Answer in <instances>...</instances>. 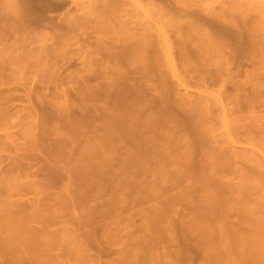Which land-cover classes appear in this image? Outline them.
I'll return each instance as SVG.
<instances>
[{"label":"bare ground","instance_id":"bare-ground-1","mask_svg":"<svg viewBox=\"0 0 264 264\" xmlns=\"http://www.w3.org/2000/svg\"><path fill=\"white\" fill-rule=\"evenodd\" d=\"M137 1L138 0H0V10L4 7V11H0V62L3 64V51L7 52L6 50L9 48L5 45L4 47H7V49L5 50L3 49L4 47L2 48V44L5 41L13 40L14 42H17V48L14 49L10 47L9 50L12 49L13 51H9V56L7 55L8 57L5 56L7 58L6 60L9 61L8 63L11 61V63L17 64L21 63L23 59L25 60L26 56L28 57L27 53L30 49L29 45L36 38L48 41L50 37V40L55 37V40L53 39L51 41L52 43L50 42L51 44L45 43L41 46V60H48L49 57L54 54V51L58 46L65 45L66 43L68 44L71 41L70 38L74 39L73 35L72 37L70 35L67 36L66 32L71 31L74 33L75 30L80 31L82 28L92 25L97 32L107 35L106 37L108 40L113 38L114 43L103 48V55L101 54V57L98 56V54L101 53L99 51H96L97 54L94 53L93 50H91L93 52L92 54L91 51H87L90 56L89 57L88 54L86 55L89 57V60L87 59L88 57H86L89 61L86 60L88 62L86 66H88V68H85L88 72V79L92 81L94 78L98 77H95V75L100 74V79L98 78L100 83L98 82V85H96L97 81L89 82V80H87L88 82H85L84 80V84L88 83V87L86 85L87 89L82 93L81 101L85 102L84 104H92L91 106H95V109L96 105L102 103V107H100L102 108L100 109L101 111L98 110L97 112L91 106L88 108L92 109L91 111H93V114L97 113L100 115V112H102V115L98 117H103V124H101L102 127L100 126V133H93V130V134L88 135V137L86 136V139L88 140L86 142L87 144H84L86 146H84L85 150L83 151L85 159H81L82 161L80 160V164H76L78 170L76 171V169H74L75 172H72L75 174V178L72 177V179L74 182L76 181L74 190H77L74 192L77 195L78 193L81 195L82 192L85 191V193H83L85 195L87 190L89 191L86 187L88 186L90 188L91 181H96L97 183L100 178L102 179L101 175L102 172H105L106 163L108 162L107 164H109L110 162V164L114 163L116 166L118 164V169L121 168V172L125 171V173L122 174H126L129 171L136 173V175L134 174V176L131 177V180L128 176L127 178H123V180H126V183H124L125 185L128 183L131 185V181L134 182L133 186L134 184H140L138 185L139 187L136 185L138 187L137 189H139V193L137 192L138 196L144 195L146 198L145 194L149 193L147 196L154 198V200L155 198L159 200L158 198L161 197V188L164 187L166 189L165 185H168V182L171 180L170 171L166 170L169 163L185 162L184 164H181V168L179 166L180 169L176 168V170L178 169L177 171L179 174L181 173L185 175L186 179L189 180V185L186 182L187 186L185 184L181 185L186 186H184V189H181V193L175 194L174 196L172 195V197L169 196V198L164 197L166 204L162 205L163 207H159L152 203L154 206L152 209H149L153 212L151 215H153L154 218H159L167 211L174 212V208L176 207L173 206L176 205V203L182 206V209L185 208L186 212H184V210V213H182L181 207H178L181 209L180 211L182 215H180L185 217V219L187 218V221L183 218L186 221H184V225L187 228L184 229L187 231L189 230L193 236H197L198 243L196 242L197 244H194V246L198 245V249H196L199 251V253H197V250H195L197 253H195V256L198 257L199 255L197 264H264V202L262 201V197L264 196V160L258 159L260 156L258 155L259 157H257V154H259L257 152L260 150L257 151L255 141L251 140L255 139L258 142L259 138L256 139L257 134L260 135L262 133L257 132L263 131L264 134V118L262 117L263 115L259 116L258 113V116L254 115V112L253 114L249 113V111L251 112L250 109H252L251 105H253V111H255L254 104L258 106L259 102L262 101L260 98L262 97V94H264V88L262 89L263 91L261 90V81L263 79L260 81L259 77L256 76L257 73H255L259 69L262 70L264 68V65H261V60L264 58V45L261 46V41L259 40V37H257L258 35L255 34L256 31L254 30L256 26L253 22L249 21L250 18H247L243 12L246 9L242 11L241 8L231 5L225 8L221 7L222 9L218 8L217 11H213V8L215 7H213L212 10L209 7L202 6L195 9L192 7L189 9L175 8L176 10L173 11L170 5V9L167 7L168 5H164V7L169 9L166 10V8L164 9V7H162L163 5H158L157 2L155 5L160 6L158 9H162L161 12H159L162 20L160 19V16H158V20H150V17L144 12H138V9H141L140 6L142 4H139L140 2L138 3ZM155 1H159L161 4L163 3V0ZM131 5H135L137 10L134 8L131 9ZM61 9H65V11H62ZM216 9L217 8H215V10ZM56 10H61L63 12L62 17L58 13V17L60 16L59 21H57L55 13V15L49 14V12H54ZM155 11H153V13ZM203 12H206V15ZM58 23L60 24L58 25L60 28L57 26ZM62 23L63 26H61ZM41 26H49L48 28H50V31L53 30V34L49 37L51 34L49 31V34L47 33L48 36L43 32L40 33L38 30ZM45 29L47 30V27ZM168 31L171 32L170 35ZM75 36H77V34ZM97 40L96 43L99 41ZM93 41L94 40L92 39V45ZM70 45H73V43ZM83 48L85 49V47ZM77 53L78 52H76V54ZM95 54L97 55V58ZM238 57H242V60L249 57L253 58L255 60V62L253 61L255 64L253 66H255V68L252 66L254 71H246L248 69L247 67L245 70H243L242 67L238 68L242 62L240 59L241 62L239 63L240 60ZM233 58L238 59L236 61V63H239L238 66L233 65ZM231 63L233 66L237 67L236 69H238V71H236L235 67L230 66ZM180 67H183L185 71L193 74H190L193 78L190 75L188 76H190L194 82L192 87L195 89L198 88V91H195V94H189V92L182 86L187 85L188 82L185 83L183 79L186 78L183 77L189 73L186 72L187 74H185L184 71L180 70ZM240 68L244 71L243 75L245 77H243V80L235 74L236 72H240ZM69 78L71 79V77ZM206 78L212 79V83L217 84L220 87H218L219 93L217 96L219 102H216L219 103L220 110H218L222 114L221 119L224 131L222 130L219 132L224 133H220L219 135L223 139H217L218 134H216V129H214L213 125L208 124L211 118L206 115V109H204L206 103V99L204 100V92L205 88L208 89V87H204L205 80L203 86L198 83L199 79L203 82V79ZM209 79L206 80L209 82ZM250 82L254 86L250 91L251 93L247 92L250 93L247 95V88L245 86ZM176 84H178V86L180 85L181 88H184L185 94L181 93V89L177 90L179 87ZM191 84L189 81V86ZM1 94L2 93H0V96L2 98L6 95V93H3V95ZM9 95L10 94H7L5 99H9V97H7ZM19 98L21 97L19 96ZM8 99L6 100L8 101ZM1 100L0 105L1 102H5L4 99ZM253 101L257 102L254 103ZM99 102L100 104H98ZM9 104L10 102L6 104L2 103L1 107L3 106L4 108L0 111V121L4 120L6 116L8 117V114L12 111L8 110V108L12 109L9 107ZM228 105L230 106L228 107ZM5 107H7V109ZM240 109H249L247 112L249 115H242L244 110L240 111ZM262 110L264 111V109ZM237 112H241V114H238ZM92 117L96 118L95 114ZM34 121L36 120L34 119ZM212 121H214V119ZM251 122L256 124V126L254 125V127H252V124L250 126ZM216 123L219 122L217 121ZM35 127L37 126L35 125ZM251 127L256 128L252 129ZM246 128L247 132L245 130ZM257 128H259L258 130L260 131H257ZM30 129L31 127L29 130ZM253 130L257 132L254 133ZM32 132L36 134L35 131H31V135L33 134ZM244 133L247 135L245 134V136H243ZM231 134L232 136L236 134V136L232 137ZM251 134L253 138L249 137ZM39 135L40 133L38 135L36 134V138ZM222 135H225L226 137L224 136V138ZM259 135L258 137L262 139V136ZM41 137L42 136H40V138ZM5 138L7 137L5 136ZM32 138L34 137L32 136ZM37 140L41 141L42 139L40 140L38 138ZM31 141L33 140L31 139ZM233 142H238L241 146H236ZM39 143H43V140ZM39 143H37L38 146ZM49 143L47 142L46 145L43 144V147L46 153H49L50 155V151L55 145L50 148L49 145H52V143ZM242 144L250 146H243ZM34 146H31V148H34ZM40 146L42 149V145ZM52 150H55V148ZM263 150L264 149H262V151ZM54 153H56L58 157L64 156L63 154V156H59L61 154L57 151ZM115 154L119 155L114 157ZM198 154L201 156L200 163L208 164L207 167L212 171V173L210 172L212 176L216 173H219L220 175L221 172L228 174L225 173L226 171H231L232 173H229L233 175V171L236 167L235 172L238 171L237 173L239 174V177L238 174L234 172L237 174V176L234 174L236 177L235 179L238 177V180L239 178L240 180L238 182L236 181L237 184H234V182H232L233 184H230L231 181L227 184V180L224 183L225 180H222L223 173L221 178L217 175L219 176L217 177L219 179L218 182H216L217 178L215 179L214 177H208V179L204 178L208 173H205L206 175L203 174L204 176L201 178L204 171H201L202 173H200V176L196 173L197 171H195L197 168L193 169L195 166H198V169H201L199 168L200 164L198 165V158H200ZM191 155L195 156L191 157ZM191 158H194V161L197 163L193 162ZM201 160L203 162H201ZM19 161L17 160V168H19V165L22 162L20 161L19 163ZM248 161L251 162V164L254 163L252 168H247V164L243 166L244 163H249ZM237 163H239V165H237ZM240 163L243 168H240ZM27 164L28 163L26 162V165ZM109 165L108 167H110ZM236 165L239 166V168ZM200 166L204 167L205 164H201ZM173 169L175 168H171V170ZM144 170H150L149 172L153 173L152 177H150L151 179H146L142 173H140L142 171L144 172ZM138 171L143 178L137 174ZM116 172H119V170ZM119 174L121 173L119 172ZM175 175L177 174L175 173ZM10 176L9 179L13 177ZM2 177L0 178V192L1 189L5 187V189L2 190V193L6 194L5 196L7 197V195L12 193V191H7L11 190V186L9 187V185H12L14 181L13 178L10 179L12 180L11 184V181L8 178L5 179L6 176L4 178ZM124 177L126 176L124 175ZM118 178L120 179L119 176ZM181 179L179 182H181ZM235 179L233 178V180ZM127 180L130 181L127 183ZM99 182L98 184H100ZM145 182L147 186L143 184ZM15 183L17 182L15 181L14 184ZM96 183L91 182L93 185ZM121 184L123 185V182ZM161 184L165 185L162 187ZM178 185H180V183L175 185V187H178ZM143 187H146L145 194L140 193V191H144L140 190V188L144 189ZM15 188L17 187H14L13 189ZM166 190L169 191V189ZM168 191L164 192L169 194L170 192ZM1 194L0 253H7L9 250L18 249L16 254L13 252L10 253L11 258L17 257L16 259H13L15 263L25 264V259L28 260L27 258L35 262H40L42 259L34 256L30 251L37 250L38 247L41 246V240H43V238L39 235L41 229L40 225L45 224L44 218H48L56 213V208L51 206L50 208L55 209L51 210L49 209L50 203L47 204V202H44V205L42 202L41 204H43V206L40 204L42 208L40 206L37 208L38 206L34 205L37 207L34 209L31 207L28 210V207H26L27 205L25 206L22 202H18L19 200L17 201L10 198L12 194L7 198L3 194L1 196ZM253 195H255V198L257 196L258 199L256 201L254 200L255 198L252 197ZM157 196L160 197L157 198ZM141 197V199H143V196ZM251 197L254 199H250ZM138 198L140 199V196ZM260 198H262V200H260ZM56 199L57 197L55 200ZM249 200H254L255 202ZM187 203H190V205L187 206L188 208L185 206ZM176 215H178V213ZM165 217L167 216L165 215ZM175 218H177V216ZM170 219L173 221V218ZM158 220H160V218ZM37 222H39L40 225H35ZM179 224L180 223L177 225ZM169 225H166V227ZM170 226L173 227V224ZM170 226L168 229L171 231L172 229H170ZM22 231H28L29 235L25 237L19 235L18 233ZM183 234L185 235V233ZM185 236H188V232ZM189 236L193 239L192 235ZM194 238L196 241L195 236ZM189 242H191V240ZM184 244L186 245V243H183V245ZM178 245L179 244H177V246ZM153 247H155V245ZM146 248L148 249V247ZM169 249L168 251L167 249L164 250L165 258L164 256L163 258L165 261L162 259V261H164L163 263H161V260L146 262L143 261L145 259L136 257L131 259L127 264H180L179 262L183 261L184 258L180 259L179 255H184L186 258L187 262L183 261V264H190L189 262H191V258L189 257H191L192 254L191 249L188 250V248H184L185 250H183L180 248V245L179 249L181 250L176 249V246L175 248L173 247L170 250ZM188 252L190 254H188ZM169 256H175L176 259L179 258L180 261L178 262V259L176 260L173 258L176 260L175 262V260L170 259ZM195 256H193V258H195Z\"/></svg>","mask_w":264,"mask_h":264},{"label":"rangeland","instance_id":"rangeland-1","mask_svg":"<svg viewBox=\"0 0 264 264\" xmlns=\"http://www.w3.org/2000/svg\"><path fill=\"white\" fill-rule=\"evenodd\" d=\"M160 1H162V0H160ZM137 2L138 3L140 2L139 4H142L140 6L141 9H138L139 10L138 12H140V13L144 12L148 17H150L149 18L150 20H158V18H159L158 16L161 15L159 12H161L162 9L161 10H160V8L158 9V7H160V6H158L159 4L161 6L163 5L162 7H164V5L165 6L168 5L167 7L169 9L172 7L173 11L176 10L175 8H177V9L178 8L189 9L192 7L193 9H195V8H198L199 6L200 7L201 6L202 7H209L211 9L213 7H215L217 9L215 10V8H213L214 10L213 9L212 10L217 11L218 8L222 9L221 7L225 8V7H229L230 5L235 6V7L237 6V8H241L242 11L246 9L243 12L247 16V18L248 17L250 18L249 21L253 22V24H255V26L257 28V29L255 28V30H254V31H256L255 34L258 35L257 37H259V40L261 41V44H262L261 46L264 45V0H163L162 4H161V2L155 1V0H152V1L151 0L150 1L149 0H138ZM147 2H148V4H147ZM156 3L158 5H155ZM165 3H167V4H165ZM232 3L233 4L236 3V4L233 5ZM151 4H152V6H151ZM167 7H164V9L166 8V10H169V9H167ZM3 8H1L0 11L3 12L4 11ZM132 8L137 10L135 5H131V9ZM61 10L65 11V9H61ZM61 10H58V11L56 10L57 12L51 11V12H49V14H51V15L56 14L55 16H57L56 17L57 21H59L60 16L62 17V13H63ZM153 11H155V12L153 13ZM58 13L60 14L59 17H58V15H59ZM203 13H205V15H206V12H203ZM160 19L162 20L161 16H160ZM163 19H164V17H163ZM60 23H61V20H60ZM58 25H60V24L58 23L57 26ZM61 26H63V23L61 24ZM43 27H45V26H41V27H39L40 29L38 28L39 30L38 29L37 30L40 33H42V32L45 33V35L48 33V31H49V33L51 32V34L49 35V37H50L53 34V32H52L53 30L50 31V28H48L49 26H46L47 30L45 29L46 27L45 28H43ZM58 27L60 28V26H58ZM83 29H85V30H83ZM56 30H58V29H56ZM77 31L75 30L74 33L71 31L66 32L67 36L70 35L72 37V35H73L74 39L70 38L71 41L70 42L68 41L69 42L68 44L66 43L65 45L58 46L55 49L54 54L51 55L48 60H46V59L41 60L42 59V57H41L42 55L40 52L41 46L44 45L45 43L51 44L52 43L51 41L53 39L55 40V37H53L52 40H50L51 37H50V39L47 38L48 41L47 40L45 41L44 39H40V38L34 39L31 42V44L29 45L30 49L28 50V53H27L28 57L26 56L25 60L23 59L21 63H17V64L11 63V61H10V63H8L9 61H7L6 60L7 58L5 57L7 55L9 56V51L12 50V49L9 50L10 47H12L14 49L17 48V45H18V44L16 45L17 42L10 40V41H5L2 44L3 45L2 48L4 47V45L9 47V48L8 49H7V47L3 48L5 50L7 49L6 50L7 52L3 51L4 55L3 54L2 55L5 59L2 57L3 64H1L2 62H0V65H1L0 71L3 70V71H1L2 73L0 72V74L2 75V76L0 75V79L2 80V81L0 80V93H2L1 95H3V93H6V95L7 94H10V95L7 96V97H9V99L6 98V99H8V101L5 99L6 95H4V98H2L0 96L1 99L5 100V102H1V105H2V103L6 104V103L10 102L9 107L12 109L8 108V110L9 111L12 110L11 111L12 113L10 112L11 114L9 113L8 117L6 116V118H4V120L0 121V178L2 176H4V177L6 176L5 179L6 178L9 179L10 175H11L10 177L13 176L12 177L13 181L14 182L16 181L17 183L14 184V182H13V184H12V180H10L12 178H10L9 180L11 181L10 183L13 186L15 185L14 187H17V188H15L16 189L15 190V189H13L14 187L12 185H9V187L11 186V188H10L11 190L10 191L8 190L7 192L12 191V193H11L12 195L9 194V195H7V197L11 195L10 198L17 200V201L19 200L18 202H20V203L22 202V204L25 206L27 205L26 207H28V210L31 207H33L32 209L36 208L37 206H38L37 208H39V206L42 202L43 203L47 202V204L50 203L49 209H51V210H55L54 208L53 209L50 208L51 206L56 208V213L54 215L49 216L48 218H44L45 224L40 225L39 222H37V224H35L37 226H38V224L41 226L39 235L43 238V240H41V246H39L37 250L30 251V253L36 257L41 258L42 260H40V262H37V261L35 262V261L27 258L28 260L25 259V264H127L128 262H130L131 259H134L136 257L145 259L143 261H146V262H151V261H156V260L160 261L161 260V263H163L165 261L164 260V258H165L164 250L167 249V251H168L169 248L170 249L173 247L175 248V246H176V249H179V245H180V248L183 250H185L184 248H186V249L188 248V250L191 249L192 254H191V257H189V258H191V260H190L191 262H189V261L188 262L190 264H197V261H198L197 259L199 258V255H198V257H196L195 255L197 253H199V251L197 250L198 245H195L196 246L195 247L194 244L198 243L197 242L198 239H197V236L194 235L196 237V241H195L193 234H191L189 232V230L188 231L185 230L187 228L184 225V221L185 220L187 221V218L185 219V217L181 216L182 213L186 212L185 208L182 209V206H180L179 204L176 203V205H178V206H176V205L173 206V207H176V208H174L175 211L174 212L173 211L172 212H170V211L166 212L165 211L166 213L165 214L163 213L164 215L162 214V216L159 217L160 220H158L159 219L158 217H155V218H157V219H155L153 217V215H151V214H153L152 210H149V209H152V207L154 205H157L159 207L160 206L163 207L162 205L166 204L164 197L169 198V196L172 197V195L174 196L175 194H179V193H181L180 192L181 189H184L187 186L186 182L188 183L189 180L186 179L184 174H181V173L179 174L177 171L178 169L176 170V168H179V166L181 168V164H184L185 162L184 163L179 162L180 164L177 162L176 163L171 162L172 164L169 163V166H167L168 168L166 170L170 171V178H171V180L169 181L170 183L168 182V185L167 184L166 185L161 184L162 187H163V185H165L166 189H169V191L166 190L164 187L163 188L160 187L161 188V193H160L161 197L157 196V198L160 197V198H158L159 200H157L156 198L154 200V198H150V196H147V195H149V193L145 192L146 187L145 188L143 187L144 189L140 188V190H144L142 192L140 191V193L141 194L146 193L145 194L146 198L144 195H139L140 196V199H139L138 198L139 197L138 196V193H139L138 190L139 189H137V188L139 187L138 185H140V184L139 183H138V185L136 184L138 186L137 187L135 184L133 186L134 182H132V181H131V183H132L131 185H130V183H128L132 179L131 177L134 176V174L136 175V173L126 171L129 174L128 173L122 174V173H125V171L121 172V168L119 167L120 169H118V164L116 166V164H114V163L110 164V162H109L110 165L107 164L108 162L106 163V168L104 170L105 172H102V175H101L102 179L101 178L99 179V181L100 180L101 181L100 182L97 181V183H96V181H91V182H94L96 184L93 185L90 182L91 186L88 184L90 186V188L88 186L86 187V189L88 188L89 191L87 190L85 195L83 194V193H85V191L84 192L81 191L82 192L81 195H83V196H81L79 193L77 195L74 192L77 190H74L75 189L74 187L76 186V183H75L76 181L74 182V180L72 179V177L75 178V174L72 172L74 171V169H76V171H77L78 166L76 164H78L81 159L82 160L85 159V157L83 156L84 155L83 151L85 150L84 146H86L84 144L88 140L86 138L88 137V135H91L95 132L100 133L101 132L100 126L102 127L101 124H103V120H102L103 117L102 116H101L102 118L98 117V116L102 115V112H100V115H98L97 113H94L96 118L92 117V116H94V114L92 113L93 111H91L92 110L91 108H88L92 104L86 103L87 104L86 105V104H84L85 102L81 101L82 100L81 95L87 89L86 85L88 87V83L84 84L85 82H88L87 80H89L88 75H87L88 72L85 69L86 67L88 68V66H86V64H88V62H89L88 60L90 57L88 52H90L91 50H93L94 53H96V51L97 52L99 51L101 53L98 54V56L101 57V54L103 55V48L114 43L113 38L111 39L110 36L108 35L110 38L108 40L106 37L107 35L100 34L99 32H97V30L92 25L86 26V27L82 28L80 31L79 30H77ZM85 31H86V34H85ZM90 32H91V34H90ZM168 33H169V35L171 34V32H169V31H168ZM48 34H47V36H48ZM76 34H77V36H75ZM94 36H95V38H94ZM87 39H89V40H87ZM92 39L94 40L93 45L91 44ZM80 40H82V41H80ZM96 40L99 43L98 42L96 43ZM85 41H87V42H85ZM100 41L102 44L100 43ZM88 42H90V43H88ZM72 43H73V45H70ZM99 44H101L102 46ZM83 47H85V49ZM76 52H78L79 54L78 53L76 54ZM14 53H16V52H14ZM92 53L93 52L91 51V54ZM87 54L89 57L86 56ZM79 55H81L83 57H81ZM44 56H45V54H44ZM86 57H88L87 58L88 60L86 59ZM96 58H97V55H96ZM238 58H239V60L243 59L242 57H238ZM44 60H46V61H44ZM232 60L234 61L233 65H235V66H238L239 63L241 62V60H240L239 63L237 62L238 63L237 64L236 61L238 59L233 58ZM244 60H242V62L238 66V68L242 67L243 70L248 68L246 70L248 72L254 71L253 67L255 68V66H253V65H255L254 64L255 60L251 57H249L247 59L244 58ZM0 61H1V59H0ZM246 61H247V64L249 66L246 64ZM261 62H262L261 65L263 66L264 65V58H263V60H261ZM5 63H7V64H5ZM6 65H8V66H6ZM233 65L231 63L230 66H233ZM235 66H233V67H235ZM180 68H181L180 69L181 71H184V73L187 74L186 72H188V71H185L183 69V67H180ZM236 68L237 67H235V69ZM242 69L240 68V70H239L240 72H238V73L236 72V71H238V69H236V71H235L236 72L235 74H237V76H239V78L241 80H243V77H245L243 75L244 71ZM4 71H5V73H4ZM188 73L189 74L184 75L182 72V74L184 75V77L183 76L182 77L186 78L183 80L185 81V83L188 82L187 83L188 87H187V85H182V86L189 92V94L190 93L195 94V91L197 92L198 88L195 89L194 87H192L194 82L190 78V76L192 77L193 74L190 72H188ZM255 73H257L256 76L259 77L260 81L263 79L261 81L262 82L261 90H262L264 88V86H263L264 85V68L262 70L259 69ZM82 74L84 75V77ZM190 74H192V75H190ZM7 75H8V77H7ZM85 75H86V77H85ZM99 75L100 74L95 75V77H97V76L98 77L94 78V80H92V81H97L96 85H98V82L100 81ZM188 75H190V76H188ZM69 77H71L72 80ZM62 79H64V80H62ZM206 79H209V78H206ZM206 79H203V82L201 79H199V81L198 80L197 81H198L199 85L201 84V86H203L204 80H205L204 87L205 86L208 87V89L205 88V92H204V94H205L204 100L206 99V103H207V104L205 103L204 109H206L205 110L206 115L211 118L208 124L213 125L214 129H216V134H218L217 135L218 137L216 136L217 139L218 138L223 139L219 135L221 133L219 131H222V130L224 131V127H223L222 119H221L222 114L219 111L220 110L219 109V103H217V102H219V100L217 99L218 98L217 96H218V93H219L218 90L220 87H219V85L212 83L213 82L212 79H209V82ZM53 80H54V82H53ZM84 80H85V82H84ZM103 80H105V79H103ZM186 80H188V81H186ZM200 80H201V82H200ZM90 81L91 80H89V82ZM189 81H190V84L192 82V84L190 85L191 87L189 86ZM82 84H84V85H82ZM94 84H95V82H94ZM176 85L178 86V84H176ZM80 86H81V89H80ZM83 86H85V87H83ZM253 86L254 85L251 82L247 83L245 86L247 88V91L245 90L246 93L250 92L252 90ZM178 87H179V89L176 87L177 90L181 89L180 91L183 94L185 92L184 88L183 87L181 88L180 85ZM26 93H27V95H26ZM250 93H247V95ZM19 96L21 98H19ZM263 96H264V94H262V97ZM262 97L260 99L264 102V97L263 98ZM20 99H21V101H20ZM262 101L259 102V104L257 103L258 106L256 104H254L255 105V107H254L255 111H253V105H251L252 106V109H250L251 112L249 111V109L248 110L247 109H242V110L240 109V111L244 110L242 112V115L245 114V116H248L249 113L253 114V112H254V115H256V116L263 115L262 117L264 118V111L262 110V109H264V103ZM97 102H96V104H97ZM256 102H254V103H256ZM96 104H94V105H96ZM98 104H100V102ZM101 104L96 105V109H95V106H91V107H93L98 112V110L102 109V108H100V107H102ZM245 104H246V102H245ZM1 105H0V108H1L0 111H2V108H4L3 106L1 107ZM260 105H261V107H260ZM229 106L230 105H228V107ZM14 107H15V109H14ZM16 107H17V109H16ZM246 107H248V106H246ZM5 108L7 109V107H5ZM240 108H241V106H240ZM244 108H245V106H244ZM237 109H238V106H237ZM238 111H239V109H238ZM248 111H249V113H247ZM207 112H209L210 114ZM237 113L241 114V112H237ZM257 113H258V115H257ZM90 115H92V116H90ZM90 117H92V118L89 119ZM248 118H246V119H248ZM34 119L36 121H34ZM213 119H214V121H212ZM246 119H244V120H246ZM32 121L35 122V123L34 122L33 123L37 127H35V125L33 123H31ZM39 121H40V123H39ZM217 121L219 123H216ZM26 124H27V126L28 125L29 126L27 127ZM217 124H219V125H217ZM251 124H252V127H254V125L256 126V124H253L252 122L250 123V126H251ZM30 127H31V129L29 130ZM53 128H54V130H53ZM55 128H56V131H55ZM248 128L250 129L249 126H248ZM255 128H252V129H255ZM258 129L259 128H257V131H260ZM245 130L247 132V128ZM31 131H35L37 135L40 133V135L36 138V136H35L36 134L34 132H32L33 134L31 135ZM41 131H43V132H41ZM92 131H93V133H92ZM217 132H219V133H217ZM256 132L254 131V133H256ZM43 133H44V135H43ZM222 133H224V132H222ZM257 133L263 134V131L257 132ZM232 134H234V133H232ZM232 134H231V136H232ZM245 134L246 133H244L243 136H245ZM262 134H260V135L257 134V138L255 137L256 139L259 138L258 142L255 139H251L252 141H255V145H256L255 147H257V151L260 150L259 152H257V153H259V154H257V157L260 156V158H258L260 160H264V150L262 151V149H264V147H263L264 146V139H263L264 134H263V136H262ZM258 135L262 136L261 137L262 139H260V137H258ZM5 136L7 138H5ZM32 136L34 138H32ZM40 136H42V137L40 138ZM222 136L224 137L225 135H222ZM233 136H236V134ZM239 137H240V135H239ZM249 137L253 138L252 134ZM38 138L40 140L42 139L43 143L40 144L39 142H42V140L39 141V140H37ZM31 139L33 141H31ZM65 139H66V141H65ZM50 140L52 142L54 141L55 144H54V142L52 143ZM242 140H244V139H242ZM29 141L31 142V144ZM35 142H36V144L39 143V146L42 145V147L44 146L43 144L46 145L47 142L48 143L50 142L49 144L52 143V145L47 144L50 146V148L54 145L56 147L55 146L53 147V148H55V150H52L53 148L51 149L50 155H49V153H46L44 147L41 149V146L39 147L38 144L36 146ZM233 143L236 146H241V144L238 142H233ZM257 143H259V144H257ZM32 144H34L36 147ZM242 145L244 146L245 144H242ZM31 146H34V148H31ZM245 146H250V145H245ZM24 147H25V149H24ZM59 147H61V148H59ZM55 151H57L58 153L60 152L59 154H61V155H59V156H63V155L64 156L58 157V155H56V153H54ZM62 151H64V152H62ZM118 155L115 154L114 157H117ZM192 156L193 155H191V157ZM114 157H112V158H114ZM198 157H196V158H198ZM60 158H62V159H60ZM19 159H20V161H22L21 163H20ZM198 159H199L198 165L199 164L200 165L205 164V166L202 167L199 165V168H201V169H198V166L196 167L194 165L195 168H193V169L197 168L198 170L196 169L195 171H197L196 173L199 175H200V173H202L204 171L202 173V176L200 175L201 178H203V176L206 175L205 173H208V175H206L207 177L204 176V178H207V179H208V177H214L216 179L219 176H220L219 178H221V175L223 172H221L220 175H219V173H216L214 176H212L211 175L212 171L209 169V167H207L208 164L207 163H204V164L200 163L201 156ZM17 160L19 161L20 165H23V164L24 165L23 166L19 165V168H17L18 167V165L16 167V164H18ZM191 160L193 162H196V161H194V158H191ZM240 161H238V162H240ZM26 162L28 163L27 165H26ZM201 162H203V161L201 160ZM252 162H254V161H252ZM84 163H87V162H84ZM196 163H194V164H196ZM241 163H240V165H241L240 168H243V166H245L246 164H247V166H246L247 168H252L253 164H254V163L251 164V162H249V163L243 162L244 165L242 166ZM10 164H11V166H10ZM108 165L110 167H108ZM237 165H239V163H237ZM237 167L239 168V166H237ZM171 168H175V169H173L174 172H173V170H171ZM205 168L209 169L210 171L205 169ZM210 168H211V166H210ZM117 170H119V172L121 174H119V172H116ZM205 170H207V171H205ZM235 170H236V167H235ZM235 170L233 171V175L230 174V173H232L231 171H229L230 173L227 171L226 172L224 171L225 173H228V174L223 173V175H222L224 177V178L222 177V180L223 179L225 180V181L223 180L224 183L227 180V182H226L227 184L230 181H231L230 184H233L232 182H234V184H237V182L240 180V178L238 180L239 174L237 173L238 171L235 172ZM149 171L150 170H148V171L144 170V172H148V173H144L143 171L140 173H142V175L146 179L147 178L151 179L150 177H152L153 173H151ZM234 172L238 174L237 179H235L236 178L235 175L237 176V174H235ZM140 173H139V171L137 172V174L142 177V175ZM175 173L177 175H175ZM209 174H210V176H209ZM120 175H122V176H120ZM124 175L126 177H124ZM217 175H219V176H217ZM70 176H71V178H70ZM118 176L120 177V179L118 178ZM127 176L130 178V180H127V183L129 184V186H128V184L125 185L124 183H126V180H123V178H127ZM172 176L174 177V179ZM4 177H2V178H4ZM179 178L180 179L182 178L181 182H179L180 181ZM226 178H229V179H226ZM233 178L235 180H233ZM121 180H123V181H121ZM120 181H121V183L123 182V185L120 183ZM218 181H219V179L217 178L216 182H218ZM98 182L100 184H98ZM77 183H78V181H77ZM179 183H180V185H178V187L177 186L175 187V185H177ZM143 184H145V186H147L146 182ZM182 184H185L186 186L185 185L181 186ZM170 185L172 188L170 187ZM188 185H189V183H188ZM211 185H213V184H211ZM213 186H215V185H213ZM173 187H175L176 189ZM124 188H127V189H124ZM3 189H5V187H3ZM3 189H1L0 194L2 193ZM162 189H163V191H162ZM164 191H166V192L168 191L170 193L168 194ZM2 194L4 196L6 195L4 193H2ZM2 194H1V196H2ZM141 196H143V199H141L142 198ZM56 197H57L56 200H58V201L55 200ZM252 197L255 198V195H253ZM252 197L250 199H254ZM262 198H263V200H262ZM262 198H260V200H262L264 202V196ZM257 199L258 198L256 196V198L254 200L256 201ZM161 200H164V201H161ZM254 200H252V201H254ZM249 201H251V200H249ZM45 203H44V205H45ZM152 203H154V205H152ZM34 205H37V206H34ZM188 205H190V203H187L185 206L187 207ZM41 206H43V204H41ZM47 207H48V205H47ZM165 207H166V205H165ZM168 207H167V209H168ZM178 207H181L182 210ZM163 210H164V208H163ZM180 210L182 211V213ZM144 211L145 212L148 211V212L145 213ZM167 213H169V214H167ZM177 213H178V215H176ZM165 215L167 217H165ZM176 216H177V218H175ZM170 218H173V221ZM168 222L170 223V225L173 224V227L170 226ZM176 223L177 224L180 223L179 225L181 227L179 225H177ZM166 225H169L170 229H172L173 231L171 230L172 231L171 232L168 229L169 226L166 227ZM180 228H182V229H180ZM166 229H168V230H166ZM174 230H175V232H174ZM186 231L188 232V236H185L187 234ZM182 232L185 233V235ZM28 233H29L28 231H22L18 234L25 237V236L29 235ZM189 235H192L193 239H191V236H189ZM189 239L191 240V242H189L190 241ZM146 243H147V245H146ZM183 243H186V245L185 244L183 245ZM177 244H179V245L177 246ZM154 245H155V247H153ZM172 245H173V247H172ZM144 246L148 247V249ZM181 249H179V250H181ZM195 250H197V253ZM17 251H18V249L9 250L7 253L5 251H4L5 253H0V264H17L13 260L14 258L16 259L17 257H12V258L10 257L11 252L16 254ZM189 252H188V254H190ZM163 256H164V258H163ZM179 256H180L179 257L180 259L184 258L183 261H186V258L184 257V255H179ZM188 256H190V255H188ZM193 256H195V258H193ZM171 257L169 256V258L172 260L176 259L175 256H173L172 258ZM173 258H175V259H173ZM179 258H177L178 260L176 259L178 262L180 261ZM162 259L164 261H162ZM176 260H175V262H176ZM183 261H181L179 263L181 264Z\"/></svg>","mask_w":264,"mask_h":264}]
</instances>
